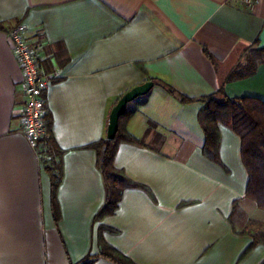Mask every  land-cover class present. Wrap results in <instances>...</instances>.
Segmentation results:
<instances>
[{"label":"crops","instance_id":"1","mask_svg":"<svg viewBox=\"0 0 264 264\" xmlns=\"http://www.w3.org/2000/svg\"><path fill=\"white\" fill-rule=\"evenodd\" d=\"M18 25L54 77L45 110L63 152L58 220L45 150L22 133L23 77L8 35ZM259 48L264 0H0V264H79L99 254L101 226L136 264H261L264 245L249 247L264 231V209L245 198L240 138L220 124L213 161L203 150L201 104L177 97L199 100L223 86L230 99L264 102V63L226 81ZM146 82L154 87L126 123L144 145L121 143L114 160L136 186L95 222L107 191L92 145L107 139L119 100Z\"/></svg>","mask_w":264,"mask_h":264},{"label":"trees","instance_id":"2","mask_svg":"<svg viewBox=\"0 0 264 264\" xmlns=\"http://www.w3.org/2000/svg\"><path fill=\"white\" fill-rule=\"evenodd\" d=\"M253 53L245 63L238 64L229 71L226 78L227 82L245 79L257 72L259 65L264 63V48H259ZM207 56L217 65L210 54L207 53ZM172 94L177 95L175 92ZM177 97L185 104H201L199 121L206 136L203 150L205 155L213 161L218 162L219 160L220 124L230 126L240 138L242 160L249 176L245 198L255 202L258 208L264 209V102L256 97L230 99L225 94L223 86L215 94L199 100H192L181 95H177ZM140 98L128 105L126 113L120 118L119 129L114 140L104 139L92 145L99 155V167L107 191L105 204L96 215L95 222H101L105 217L113 216L119 208L124 192L136 186L122 171L115 167L114 160L121 143L144 145L142 140H138L126 130V123L137 112V108L131 110L130 106L138 102ZM47 127L50 133L48 121ZM46 143L43 145L45 155L48 158L45 161V166L51 175L53 214L58 220L57 191L63 176L61 164L63 152L55 146L50 134ZM236 206L237 202L234 204V210ZM104 230L107 229L101 226L99 254H89L79 264H97L100 258L107 259L114 264H136L103 239L102 232ZM251 237L253 242L249 249L259 244L264 245V231L252 233ZM261 264H264V261Z\"/></svg>","mask_w":264,"mask_h":264},{"label":"built area","instance_id":"3","mask_svg":"<svg viewBox=\"0 0 264 264\" xmlns=\"http://www.w3.org/2000/svg\"><path fill=\"white\" fill-rule=\"evenodd\" d=\"M249 7L258 0H242ZM13 45L14 55L22 72L19 89L23 97L21 109L22 133L31 148L38 150L49 139L46 121L45 92L53 80L46 70L43 58L31 45L27 37L26 27L18 25L8 33Z\"/></svg>","mask_w":264,"mask_h":264},{"label":"water","instance_id":"4","mask_svg":"<svg viewBox=\"0 0 264 264\" xmlns=\"http://www.w3.org/2000/svg\"><path fill=\"white\" fill-rule=\"evenodd\" d=\"M154 87L153 82H146L126 93L113 108L108 121L107 139L114 140L118 129L120 118L126 113L128 105L136 99L147 95Z\"/></svg>","mask_w":264,"mask_h":264},{"label":"rangeland","instance_id":"5","mask_svg":"<svg viewBox=\"0 0 264 264\" xmlns=\"http://www.w3.org/2000/svg\"><path fill=\"white\" fill-rule=\"evenodd\" d=\"M252 54H254L252 51L251 52H247L246 54H245V56L248 58L250 55H252ZM239 62H243V60L242 59H240V61ZM238 62V63H239Z\"/></svg>","mask_w":264,"mask_h":264}]
</instances>
